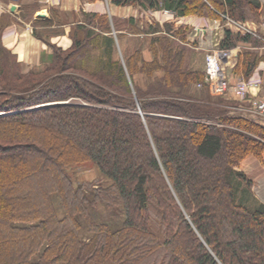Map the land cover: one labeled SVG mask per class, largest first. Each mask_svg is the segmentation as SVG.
Listing matches in <instances>:
<instances>
[{
	"label": "trees",
	"instance_id": "16d2710c",
	"mask_svg": "<svg viewBox=\"0 0 264 264\" xmlns=\"http://www.w3.org/2000/svg\"><path fill=\"white\" fill-rule=\"evenodd\" d=\"M110 3L241 22L259 9L257 0ZM164 28L151 40L160 56L146 61L135 49L124 64L112 35L81 24L41 69L25 72L0 44V264H264V202L239 168L261 157L264 141L250 130L264 127L232 114L222 96L187 92L204 70L169 41H186L188 27ZM260 40L225 29L219 47ZM239 53L245 76L264 63V51ZM70 97L85 103L36 107ZM83 162L104 183H75L68 166Z\"/></svg>",
	"mask_w": 264,
	"mask_h": 264
},
{
	"label": "rangeland",
	"instance_id": "374dc122",
	"mask_svg": "<svg viewBox=\"0 0 264 264\" xmlns=\"http://www.w3.org/2000/svg\"><path fill=\"white\" fill-rule=\"evenodd\" d=\"M0 13L4 14H9L8 12L10 11H14V0H0ZM98 0H84V2H86V9L89 10L90 8V4L93 5V3H95ZM102 2V14L98 15H105V19L103 17L98 19H93L92 22L88 21V19L85 16H70V15H66L63 13H58L56 10L53 12V10H51L52 13H54L55 16V20H56V24L59 26V23H65V24H70V31L68 32V37L71 39V41L73 40L72 37V33L75 30V28L78 26V24L84 25L85 26V30H91L94 31L96 33H103V32H107L108 34L112 35V37L115 39V57L116 59H118L120 61V63L124 64V60H126V57L129 56L130 54H132L135 49L140 51V55L141 58H143L146 61H150L154 59L155 54L160 56V54L158 52L157 47L154 48V46H152L151 44V40L153 37L156 36H165L166 34V30H165V24L169 23L172 26L175 25V27L177 28L178 26H181V24H179V21L176 20V16L172 15L171 13H167L165 10H158V12L154 15L148 13L149 11L146 9H140L138 5L136 4H130V5H125V6H121V8H129L131 7V10L129 11V14H127V12L124 10L123 12V17L121 18H115V17H110L109 15V10L107 8V5L109 4L110 0H99ZM5 2V4H4ZM8 5H12L10 6V10L8 11ZM11 7H13V10H11ZM25 8L29 9L28 14L30 15V11H33L36 6H27L24 5ZM144 10L145 12H147L148 15H150V19L149 22H146V20L144 19L143 15H142V11ZM97 14V13H96ZM172 15V16H171ZM193 16H197V17H203L206 18L205 13H201L199 14H192ZM203 15V16H202ZM25 17H27L26 15H24ZM129 18H133L134 19V24L135 27L132 24L128 23V19ZM26 19V18H25ZM28 19V17H27ZM137 20V21H136ZM189 20V19H188ZM252 20H256V21H263L262 23H264V17H254L252 18ZM192 20L188 21L189 24ZM58 22V23H57ZM187 22V23H188ZM39 22L35 21L34 25H37ZM42 25H46L47 22H40ZM39 23V24H40ZM183 23V22H182ZM198 23V22H197ZM196 22H194L193 24H197ZM193 24L191 25V27L193 28ZM102 25H105V27H108L109 30L108 31H104L102 29ZM149 25H157V32H152L147 30L146 26ZM41 26V25H40ZM40 26H38V34L42 37H46L47 31L44 29H41ZM182 26L185 27H190L189 25H185L182 24ZM28 27L27 29H30L29 25L26 26ZM137 27V28H136ZM32 29V28H31ZM175 29V28H174ZM2 30L3 27L0 25V35L2 34ZM60 28L55 29V31L60 32ZM146 31V32H144ZM187 31V29H186ZM33 34L35 33V30H32ZM56 32V33H57ZM37 33V32H36ZM80 35L83 36L84 34L82 32H80ZM169 41L177 46H179L180 48L184 49L186 51V55H187V59L190 60V57L192 58V63L191 66L194 69H205V53L203 54V52L198 51L194 46H192L186 39V41L180 40L178 38L177 35H169ZM1 44V41H0ZM2 45V44H1ZM88 45V44H87ZM50 54H44L42 55V57L40 58V65L38 67L29 69V70H34V69H41L43 67H46L49 64V57L52 55V52L54 50V47H58L56 45L50 44ZM239 44H237L234 48H232V50H236L238 49ZM61 48V47H59ZM90 50V47H88ZM6 49V48H5ZM62 49V48H61ZM68 49V48H66ZM63 49V50H66ZM8 50V49H7ZM86 50V48H84V51ZM231 50V49H230ZM240 50V49H239ZM252 52L253 50L255 51V49H251ZM10 51V50H8ZM11 52V51H10ZM238 52V51H237ZM95 55V54H94ZM14 58L16 59V56L13 55ZM85 58H82L80 60V62H83ZM186 60V61H188ZM17 61V59H16ZM19 62V61H17ZM240 53H238L234 66L232 68H229V72L236 74L239 76L238 80H247L246 78H248L250 75L245 76L244 72L240 70ZM20 63V62H19ZM21 64V63H20ZM203 64V68H201ZM21 66L23 67V65L21 64ZM139 66V65H138ZM137 66V67H138ZM236 66L237 69H236ZM139 69V68H138ZM23 70L25 72L29 71L23 68ZM262 73H264V71H260V74L262 75ZM241 74V75H240ZM241 76V77H240ZM134 77L136 80H139L141 82H143L144 80V75L140 74L139 72H135ZM142 79V80H140ZM264 79V78H263ZM237 80V79H236ZM262 82H264V80H262ZM205 86L204 83V79L201 82H191L188 85L187 88V92L193 94L195 97L200 98L206 95H209L210 97H218V96H212L208 89L207 86L206 89H204L203 87ZM263 86V85H262ZM31 91V90H29ZM24 92H16V91H12L9 92L8 95L12 96V95H18V94H22ZM134 93V92H133ZM1 95V94H0ZM231 92H227L225 95H223L221 98H224V101H228L230 102V106L233 105V107L230 108V111L232 114L237 115L245 118L253 123H257L258 125L264 127V115H257L252 113L251 111H249V105L247 102H245V100H237L235 98H233ZM1 98H3V96H0ZM66 101H71V102H76V103H85L83 101H81L78 98L75 97H70L67 100H62L60 102H66ZM138 108L140 110V104L139 101L136 99ZM244 115V117H243ZM250 132L256 137H258V139L264 141V132L258 128H251ZM264 153V151H263ZM256 157L255 155H248L247 157ZM244 158V159H245ZM244 159L242 160L244 162ZM241 161V162H242ZM242 164V163H241ZM259 163L256 160H251L250 162H246L245 167L243 164V167L246 169L247 172H249V174L251 176H253L254 178H256V185H255V192L256 194L260 197V199L264 200V168L259 167ZM263 166V165H260ZM242 167V166H240ZM239 167V168H240ZM68 172L70 173V176L73 178L75 183H79L81 181H94L97 179H101L99 178V173L97 171V168L95 167L94 164H92L91 162H83V163H79V164H72L70 166H68ZM101 181L104 183V181L101 179ZM255 194V193H254ZM104 212V210H102ZM94 216H97L96 214ZM109 216V215H107ZM107 218V217H106ZM108 222L110 223H114L117 221L118 217H114L113 219H109L107 218Z\"/></svg>",
	"mask_w": 264,
	"mask_h": 264
},
{
	"label": "crops",
	"instance_id": "0c3cea01",
	"mask_svg": "<svg viewBox=\"0 0 264 264\" xmlns=\"http://www.w3.org/2000/svg\"><path fill=\"white\" fill-rule=\"evenodd\" d=\"M257 1L259 3V9L256 17H261V16L264 17V0H257ZM24 5L30 7L33 5L36 6V8L33 11H30V15H29L27 12L29 11V9L25 8ZM10 6L12 5H8V11L10 10ZM13 6H14V11L11 12L9 11L8 12L9 14L0 13V25L3 27L2 34L0 35V41L4 48L10 50L11 53L16 56L17 61H19L23 65V68L26 70L38 67L40 65V58L42 57V55L50 54L51 52L49 46L50 44L61 47L62 49L69 48L72 44L71 39L68 37V32L70 31V24L59 23L58 26L56 24L54 13H52L51 10H53V12L56 10L58 13H63L70 16H80V17L85 16V14L88 13H97V14L103 13L102 2L99 0L93 3V5L90 4L89 10L86 9L85 7L86 2H84V0H14ZM107 8L109 10L108 13L110 17H115V18L123 17L124 10L127 12L126 15H128L129 11L131 10V7L121 8V6H116L114 4H111L110 2L107 5ZM146 10H148L149 11L148 13L152 15L158 12L155 10L151 12L150 9H146ZM141 11L146 22H149L150 15H148L147 12H145L144 10ZM39 14L43 15V17H39L38 16ZM24 15H26L28 19ZM176 20L179 21V24L180 22H184L186 20L187 21L192 20L194 22H198L199 24H202L204 21L208 22L209 25L208 28L205 29L201 27L199 28L189 27L188 32L186 34L187 41L192 46H194L198 51L203 52V54L204 53L206 54L209 51L218 48L220 41L224 37L225 29H228L226 28L224 22L220 19V17L203 18L193 15H188L185 17L183 16L176 17ZM35 21L39 23L45 21L47 22V24L42 25L41 23L40 24L38 23L37 25H34ZM246 21L252 22L251 25L256 27L260 35H263L261 30V26H262L261 21H256L252 19ZM28 25L29 27L31 26L30 29H27L28 27L26 26ZM38 26H40L41 29L47 31L46 34L47 38L42 37L38 34ZM58 28L61 29L60 32L55 31V29ZM33 29L35 30L34 34L32 32ZM261 47L262 45L257 47H252L251 44L249 43H239L238 49L236 50L231 49L229 58L223 62L224 71L229 80L230 86L235 84L239 78L238 75L229 72V68H232L234 66L238 53L242 50H247V49H255V51L261 53L264 51V48ZM201 68H203V64ZM263 78H264V74H263ZM231 96L237 99L236 97H234L233 94ZM249 96L264 97V82H262L258 87H251L249 90ZM239 116L242 115L239 114ZM252 159L256 160L260 165H263V166L259 165V167L264 168V153H262L261 157L256 158L251 156L245 158L244 162L243 161L240 162L239 167L242 166L240 167V170H242L248 176V178L252 180L253 183L252 189L253 192L255 193V196L261 202H264V200L260 199V197L255 192L254 188L256 185L255 184L256 178L251 176L249 172H247L246 169L244 168L246 162L248 161L250 162Z\"/></svg>",
	"mask_w": 264,
	"mask_h": 264
},
{
	"label": "built area",
	"instance_id": "2783aa9c",
	"mask_svg": "<svg viewBox=\"0 0 264 264\" xmlns=\"http://www.w3.org/2000/svg\"><path fill=\"white\" fill-rule=\"evenodd\" d=\"M153 12V10H151ZM167 13H170L166 11ZM172 16V15H171ZM220 19L224 22L226 28L232 30L233 32H238L241 34H250L259 37L262 42V47L264 48V23H261L262 34L260 35L256 27L252 26V22H241L236 21L228 16L220 15ZM188 21H184L180 24L191 25ZM263 22V21H262ZM197 23V22H196ZM208 22L204 21L202 24H193L194 28H208ZM230 49H222L220 47L215 48L205 54V69H204V83L207 86L209 93L212 96H223L228 91H230L234 97L238 100H245L249 103L250 111L257 115H264V97L262 96H249V90L251 87H258L263 80V74L260 71H264V63L260 62L252 71L251 75L246 78L247 80H238L235 84H229V80L225 74L223 62L227 60L230 56Z\"/></svg>",
	"mask_w": 264,
	"mask_h": 264
},
{
	"label": "water",
	"instance_id": "95a60500",
	"mask_svg": "<svg viewBox=\"0 0 264 264\" xmlns=\"http://www.w3.org/2000/svg\"><path fill=\"white\" fill-rule=\"evenodd\" d=\"M11 10H13V7H11ZM38 16L39 17H43V15H40V14ZM53 104H82V103H76V102H71V101H66V102H53V103H45V104L37 105L36 107L48 106V105H53ZM1 114L2 113H0V115Z\"/></svg>",
	"mask_w": 264,
	"mask_h": 264
}]
</instances>
